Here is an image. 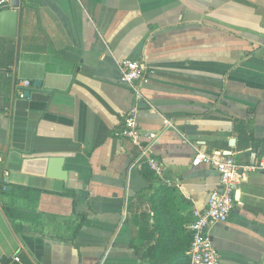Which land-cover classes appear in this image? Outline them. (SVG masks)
<instances>
[{"label":"crops","instance_id":"0c3cea01","mask_svg":"<svg viewBox=\"0 0 264 264\" xmlns=\"http://www.w3.org/2000/svg\"><path fill=\"white\" fill-rule=\"evenodd\" d=\"M124 60L144 67L138 102ZM133 107L140 147L113 136ZM148 146L161 179L139 164ZM197 153L243 166L264 154V0L0 6V264H150L159 183L187 222L219 185ZM233 198L207 230L220 264H264V170L240 171Z\"/></svg>","mask_w":264,"mask_h":264},{"label":"built area","instance_id":"2783aa9c","mask_svg":"<svg viewBox=\"0 0 264 264\" xmlns=\"http://www.w3.org/2000/svg\"><path fill=\"white\" fill-rule=\"evenodd\" d=\"M6 2L7 0H0V6ZM119 73L120 81L130 87L134 101H140L142 99L141 88L148 82L143 65L137 61L124 60L119 64ZM21 84L23 89L19 90L18 97L23 99L30 83L25 81ZM135 112V107H133L130 113L124 117L120 126L113 132V136L125 139L140 147L141 136ZM138 161L139 164L147 166L155 177L159 179L163 177V167L152 156L151 146L141 149V156ZM201 163L209 165L218 173L219 185L208 194L203 209L194 208L192 210L191 221L184 226L185 231L190 236L187 255L190 264H220V257L207 234L208 227L214 224H223L228 220L234 207L233 196L235 186L240 181V171L264 170V154L259 156L254 164L243 166L229 156L218 158L197 153L192 165L199 166ZM163 183L170 185L168 180Z\"/></svg>","mask_w":264,"mask_h":264},{"label":"trees","instance_id":"16d2710c","mask_svg":"<svg viewBox=\"0 0 264 264\" xmlns=\"http://www.w3.org/2000/svg\"><path fill=\"white\" fill-rule=\"evenodd\" d=\"M148 204L157 238L155 245L148 249L143 257L148 259L150 264H189L186 253L190 238L184 231L188 218L178 214L173 189L160 182L149 197ZM7 213L12 221H30L40 215L15 208H8ZM156 253H158L157 258Z\"/></svg>","mask_w":264,"mask_h":264},{"label":"water","instance_id":"95a60500","mask_svg":"<svg viewBox=\"0 0 264 264\" xmlns=\"http://www.w3.org/2000/svg\"><path fill=\"white\" fill-rule=\"evenodd\" d=\"M7 7L9 8L10 6H7ZM34 85H35L36 87H40L39 82H36ZM27 96H28V92L25 93V97H27Z\"/></svg>","mask_w":264,"mask_h":264}]
</instances>
